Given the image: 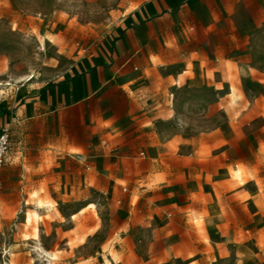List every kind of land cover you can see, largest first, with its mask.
<instances>
[{"label": "rangeland", "instance_id": "1", "mask_svg": "<svg viewBox=\"0 0 264 264\" xmlns=\"http://www.w3.org/2000/svg\"><path fill=\"white\" fill-rule=\"evenodd\" d=\"M85 1L0 0V82L12 81L0 103L92 51L111 7ZM257 49L241 56L261 69L183 64L179 84L150 88V115L179 133L162 124L163 134L138 135L137 156L166 163L145 168L132 199H114L86 163L82 181L58 168L32 180L3 171L0 264H264V43Z\"/></svg>", "mask_w": 264, "mask_h": 264}, {"label": "crops", "instance_id": "2", "mask_svg": "<svg viewBox=\"0 0 264 264\" xmlns=\"http://www.w3.org/2000/svg\"><path fill=\"white\" fill-rule=\"evenodd\" d=\"M85 2L111 7L98 17L92 51L75 56L56 75L25 81L10 104L0 103V129L9 126L12 136L2 172L19 170L32 180L58 168L82 181L86 163L89 177L109 183L114 199H132L148 176L145 168L166 163L154 155L138 157L144 150L138 135L152 127L163 134L162 124L179 133L173 120L150 115L147 92L153 87L165 93L179 84L183 64L192 69V63L213 66L217 60L239 70L261 69L243 57L261 52L264 0Z\"/></svg>", "mask_w": 264, "mask_h": 264}, {"label": "built area", "instance_id": "3", "mask_svg": "<svg viewBox=\"0 0 264 264\" xmlns=\"http://www.w3.org/2000/svg\"><path fill=\"white\" fill-rule=\"evenodd\" d=\"M84 51H86V49ZM11 137V129L9 126L0 129V176L11 149Z\"/></svg>", "mask_w": 264, "mask_h": 264}, {"label": "bare ground", "instance_id": "4", "mask_svg": "<svg viewBox=\"0 0 264 264\" xmlns=\"http://www.w3.org/2000/svg\"><path fill=\"white\" fill-rule=\"evenodd\" d=\"M35 75H32V76H30V74H28V76L26 77V78H28V79H31L32 77H34ZM12 84V81H9V80H7V81H5V82H0V85L1 86H6V85H11ZM48 206V205H47ZM46 206V207H47ZM40 209H43L44 207H45V204H43V202L41 203L40 202V205L38 206ZM37 207V208H38ZM39 251L41 252V253H43V254H49L50 256H52L53 254H51V253H49V252H47L44 248H42V247H39ZM48 256V255H47Z\"/></svg>", "mask_w": 264, "mask_h": 264}]
</instances>
